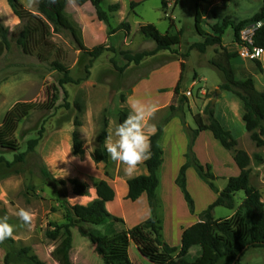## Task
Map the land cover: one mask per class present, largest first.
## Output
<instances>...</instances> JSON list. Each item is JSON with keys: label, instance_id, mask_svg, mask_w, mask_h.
Segmentation results:
<instances>
[{"label": "rangeland", "instance_id": "rangeland-1", "mask_svg": "<svg viewBox=\"0 0 264 264\" xmlns=\"http://www.w3.org/2000/svg\"><path fill=\"white\" fill-rule=\"evenodd\" d=\"M19 2L35 13L38 0ZM131 3L135 5L131 7ZM113 4H118L119 9L111 13L108 7ZM261 4L262 0H103L101 8L108 17V25H105L97 20L90 3L79 7L67 0L66 15L79 28L83 44L88 49L102 44L109 50L91 61L77 49L68 32L52 33L50 39L62 53L59 61L68 68L69 76L75 81L60 85L61 74L50 69L55 57L46 63L35 55L23 54L16 41L24 22L13 15L6 0H0V22L8 30L9 41V48L0 57V133L17 149L12 152L0 147V157L12 163L14 155L25 152L28 141L37 138L42 130L41 140L33 152L26 155L24 162L11 166L0 162V217H7L14 226L13 235L0 242V264L6 253L24 247H29L31 254L45 264H103L86 237L96 227L74 220L69 244L64 234L54 240L46 236L55 225L65 223L60 203L87 204L94 199V191L90 190L92 185L100 180L107 181L113 188L116 200L108 205V211L123 220L124 228L133 227V215H142L139 203L126 199L123 185L145 172L143 162L128 174L126 166L111 157L106 164H95L91 159L94 149L100 145L97 138L103 126L106 125L108 136L112 135L120 110L126 108L129 115L130 98H137L146 105H155L154 113L143 122L149 137L170 115L169 106H179L180 96L186 102L174 117L181 120L183 128L185 120L192 128L196 127L198 119L203 124L207 106L213 109L222 124L225 118L228 124L232 123L225 115L228 113L235 122L243 123L239 100L229 92L220 91V75L210 64L220 52L219 47H209L205 53L190 51L189 47L202 41L196 31V16L200 30L210 34L215 25H221L225 20L238 23L250 19L260 10ZM121 23L129 24L127 33L115 31ZM145 24H152L161 34L180 33V44L173 48L174 53L161 51L144 58L138 65L127 64L122 52L135 54L155 47L139 33V26ZM261 24L248 25L246 29ZM222 40L227 51L238 53L231 60L235 78L251 77L256 89L264 91V55L259 59L244 56L247 43L240 39L242 46L236 45L231 28L226 29ZM179 81V96L174 99L173 90ZM223 126L238 140L237 148L249 155L251 184L262 188L258 189L264 198V146L257 148L246 130L236 123L232 127L226 123ZM73 131H77L82 142V151L77 156L72 154ZM255 155L262 158L261 164L254 162ZM42 167L54 179L65 183L55 185L47 181L41 174ZM73 178L88 184L87 197L78 198L72 194L68 181ZM223 183L219 179L215 184L222 187ZM243 198L242 192L235 194L234 211ZM20 210L30 213V222L20 219ZM159 211L162 215L163 206L159 205ZM232 212L215 207L213 217L224 218ZM196 251L197 248L191 250V256ZM128 255L132 264H150L133 245ZM240 264H264V249L246 251Z\"/></svg>", "mask_w": 264, "mask_h": 264}, {"label": "trees", "instance_id": "trees-1", "mask_svg": "<svg viewBox=\"0 0 264 264\" xmlns=\"http://www.w3.org/2000/svg\"><path fill=\"white\" fill-rule=\"evenodd\" d=\"M71 1L79 7L90 3L94 8L97 20L108 25L107 13L101 8L103 0ZM6 2L13 15L24 22L16 41L17 45L21 48L23 54L35 55L42 62L48 63L52 57H55L50 63V69L61 74L58 81L60 85L75 83V81L69 76L68 68L59 61L62 53L51 41L50 36L52 33L68 32L73 38L77 49L89 57L91 61L109 50L102 44L92 49H88L83 44L79 28L66 15L67 0H38L35 13L26 10L19 0H6ZM134 5V3L130 4L131 7ZM118 9V4L108 7V11L111 13L118 11ZM195 23L196 31L202 41L193 43L189 50L205 53L209 47H219L220 52L216 54L215 60L210 61L222 81L219 89L231 93L239 100L243 111L242 121L250 140L257 148L263 147L264 91L256 89L254 80L251 77L244 80L235 78L231 60L235 59L238 53L227 51L223 47L222 37L226 29L231 28L233 42L238 46H242L240 32L246 29L248 25L262 23L253 32L252 44L246 46L249 50H252V48L264 50V0H262L260 10L250 19L238 23L225 20L221 25H215L210 34L200 30L198 16L195 18ZM119 30L127 33L129 24L121 23L115 31ZM138 30L144 38L151 40L155 47L151 51L135 54L129 51L122 52L121 55L127 64L138 65L144 58L161 51L174 53L173 48L180 44V33L174 35L161 34L152 24L140 25ZM7 33V28L0 22V57L9 48ZM256 65L259 67L257 61ZM181 68H183L182 64ZM179 83L180 81L173 90L174 99L179 96ZM185 102L186 99L180 96L177 108L172 105L169 106L170 115L149 136L150 158L143 161L147 174L135 176L126 181L127 200L134 202L142 194L146 195L150 210L148 219L131 228H124L123 220L110 214L106 208V204L114 200L115 192L107 181L100 180L95 185V198L87 204L70 205L66 202L60 203L59 206L64 211L65 223L62 226L55 225L53 231L47 232L46 236L54 240L60 234H64L69 244L71 241L70 229L74 227V220L96 227L97 229L87 233L86 237L94 246V250L103 264H131L128 256L131 242L136 246L140 255L151 264H240V259L246 251L264 249V201L259 189L254 187L249 179L251 159L245 151L237 148V141L215 118L214 111L210 106H207L204 110L205 122L202 124L200 119L195 121V129H191L184 122L188 135V145L185 163L181 166L175 183L183 194L190 213H193L194 205L185 185V171L187 168L192 167L199 178L217 194V198L206 210L199 214L197 223L183 230L179 248L171 247L163 241L160 204L156 193L159 186L158 171L163 155L160 138L164 126L172 117L176 116L177 111H182ZM127 116L126 108H122L118 115V123H122ZM203 131L210 132L221 147L231 153L232 159L239 170L237 176L228 178L222 191L217 190L214 185L217 178L212 173L211 166L200 164L192 151L195 138ZM106 137H108V133L106 125H104L97 138L100 145L94 149L91 155V159L95 164H106L110 159L109 154L102 145ZM41 138L42 130L39 131L37 138L28 141L25 152L14 155L12 163L6 162L3 157H0V162H6L5 164L9 166L24 162L26 155L33 152ZM71 138L72 154L77 156L82 151V142L77 131L72 132ZM0 147L12 152L17 151L14 145L5 141L1 133ZM253 160L254 162L257 161V164L262 163V158L259 155H255ZM40 171L43 178L55 185L65 183L62 180L54 179L44 167ZM68 182L72 186L73 195L77 197H87L89 195V186L86 182L76 178L70 179ZM238 192H242L244 198L234 214L230 218L214 219L212 211L215 207L235 209L234 197ZM195 248H197V251L191 256L190 251ZM19 261H25L27 264H45L37 256L31 254L29 247L8 252L3 258V264H14V262Z\"/></svg>", "mask_w": 264, "mask_h": 264}, {"label": "crops", "instance_id": "crops-1", "mask_svg": "<svg viewBox=\"0 0 264 264\" xmlns=\"http://www.w3.org/2000/svg\"><path fill=\"white\" fill-rule=\"evenodd\" d=\"M228 114L225 115L229 117V120H231L232 123L228 124L227 119L225 118L224 124L226 123L228 127H232V125L236 123L242 129H245L243 123L235 122L236 120L232 118L231 113ZM214 116L223 126L224 124L220 122L215 114ZM185 123L187 126H189L186 120ZM189 127L191 129L196 128H192L191 126ZM184 128L181 124V120L176 117L171 118L163 128L162 136L160 138V147L162 149L163 155L162 163L158 171L159 186L156 192L160 206H163V212H161L163 214L160 215L162 239L167 245L176 248H179L180 246V240L183 230L197 223L199 221V214L206 210L207 207L217 198V194L214 193L208 187V185L199 178L195 170L192 167L187 168L185 171V185L186 190L189 193L194 205V211L193 213H190L183 198V194L175 183L179 170L185 163V154L188 145V135L186 129ZM223 128L230 132L227 127L223 126ZM236 141L238 145V140ZM192 151L200 164H208L211 166V171L217 178L216 180L220 179L222 180V182H224L222 187H217L215 184L216 180L214 181V185L219 191H222L225 188L228 178L235 177L239 173V170L232 159L231 153L223 149L218 141H216L213 138L212 134L208 131H203L198 134V136L194 140ZM146 174L147 171L145 168V172L142 175ZM251 175L252 171L250 172L249 177L250 182L252 183ZM261 189L262 188H260V190ZM90 190L91 192L92 190L94 191L93 198H95V184L92 185ZM123 192H127V185L125 183L123 185ZM263 199L264 198H262V200ZM115 200L116 194L114 201ZM111 203L113 202L106 204L107 210L108 205ZM131 203H139L142 210V215L139 213L137 215H133L132 219H134V222L132 226H135L149 218L150 210L145 194H142L136 201ZM232 211V214H230L229 216L227 215L224 218L217 219L230 218L234 214V210ZM131 245L136 247L131 242L129 245V249Z\"/></svg>", "mask_w": 264, "mask_h": 264}, {"label": "clouds", "instance_id": "clouds-1", "mask_svg": "<svg viewBox=\"0 0 264 264\" xmlns=\"http://www.w3.org/2000/svg\"><path fill=\"white\" fill-rule=\"evenodd\" d=\"M155 111V105H146L140 99L130 98V111L127 118L116 124L112 135L106 137L104 147L113 161L126 166V172L132 174L136 167L150 158L149 137L145 134L146 117ZM20 219L30 222V213L25 210L18 212ZM14 226L7 217H0V242L13 235Z\"/></svg>", "mask_w": 264, "mask_h": 264}, {"label": "built area", "instance_id": "built-area-1", "mask_svg": "<svg viewBox=\"0 0 264 264\" xmlns=\"http://www.w3.org/2000/svg\"><path fill=\"white\" fill-rule=\"evenodd\" d=\"M256 28H248L242 30L240 32V39L243 42L247 43V45H251L252 35ZM262 55H264V50H262L261 48H252V50L246 49L244 54V56L248 57L249 59H259Z\"/></svg>", "mask_w": 264, "mask_h": 264}, {"label": "water", "instance_id": "water-1", "mask_svg": "<svg viewBox=\"0 0 264 264\" xmlns=\"http://www.w3.org/2000/svg\"><path fill=\"white\" fill-rule=\"evenodd\" d=\"M216 94H219V92H217Z\"/></svg>", "mask_w": 264, "mask_h": 264}]
</instances>
